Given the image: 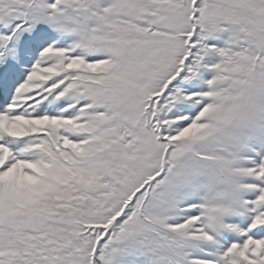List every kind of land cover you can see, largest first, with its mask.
<instances>
[{"label": "snow or ice", "instance_id": "6c2138e0", "mask_svg": "<svg viewBox=\"0 0 264 264\" xmlns=\"http://www.w3.org/2000/svg\"><path fill=\"white\" fill-rule=\"evenodd\" d=\"M0 264H264V0H0Z\"/></svg>", "mask_w": 264, "mask_h": 264}]
</instances>
